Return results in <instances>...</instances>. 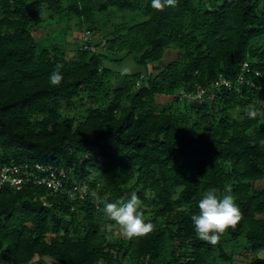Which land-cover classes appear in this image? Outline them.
Segmentation results:
<instances>
[{
	"label": "trees",
	"instance_id": "16d2710c",
	"mask_svg": "<svg viewBox=\"0 0 264 264\" xmlns=\"http://www.w3.org/2000/svg\"><path fill=\"white\" fill-rule=\"evenodd\" d=\"M48 23L84 28L74 57ZM122 54L142 70L105 65ZM244 63L239 91L212 86L235 84ZM11 164L68 176L56 193L0 187L2 262L264 264V0H0V168ZM211 187L231 189L240 213L215 244L191 221ZM133 193L153 229L129 239L103 208Z\"/></svg>",
	"mask_w": 264,
	"mask_h": 264
},
{
	"label": "clouds",
	"instance_id": "9594fccd",
	"mask_svg": "<svg viewBox=\"0 0 264 264\" xmlns=\"http://www.w3.org/2000/svg\"><path fill=\"white\" fill-rule=\"evenodd\" d=\"M174 0H167L173 3ZM154 9L161 8V0H151ZM59 68V66H58ZM132 72V68L124 66L120 69V75L126 76ZM59 70L49 76L52 86H59L63 80ZM249 118H256L261 113L253 110L248 113ZM198 211L191 216L195 236L210 244H215L220 236L229 228L234 227L240 220L239 208L235 202L231 189H226L224 195H219L215 187L209 188L199 199ZM140 201L135 193L130 198L108 202L103 208L105 217L115 222L121 233L127 238H138L149 234L153 225L143 220V214L139 210Z\"/></svg>",
	"mask_w": 264,
	"mask_h": 264
},
{
	"label": "built area",
	"instance_id": "2783aa9c",
	"mask_svg": "<svg viewBox=\"0 0 264 264\" xmlns=\"http://www.w3.org/2000/svg\"><path fill=\"white\" fill-rule=\"evenodd\" d=\"M87 36V33L85 34ZM248 65L244 63L241 68V74L238 75L235 84L225 80L221 76L213 83L214 88L224 87L227 90L239 91V88L246 82L244 80L243 73H247ZM138 86V84H137ZM205 91L197 89L195 93L181 94V99H187L190 101L200 100L204 96ZM68 176L67 170H57L54 167L42 166L40 164L35 165H16L11 164L0 168V187L3 184H9L12 188L19 191L24 185L42 186L48 191L56 193L63 188V178ZM76 191V188H74ZM85 189H80L79 193H84Z\"/></svg>",
	"mask_w": 264,
	"mask_h": 264
},
{
	"label": "rangeland",
	"instance_id": "374dc122",
	"mask_svg": "<svg viewBox=\"0 0 264 264\" xmlns=\"http://www.w3.org/2000/svg\"><path fill=\"white\" fill-rule=\"evenodd\" d=\"M122 14V13H120ZM42 18L43 19H47V16L49 15L47 13V11L45 9H43L42 11ZM50 25L49 23L48 24H45L44 25V28L43 30L47 31V32H53V34L51 35L52 36V39L53 41H61L63 43V45H65V40H66V37H67V44H69V47L66 45L67 47V59H70L72 57L75 56V49L74 47H78V46H81L82 45V42H81V34L84 32V28L83 27H79V26H72L70 29L71 31L69 30L68 32V28H61L63 27V25H57V26H52ZM60 27V28H59ZM101 32H98V34L96 35H92V42L94 43H99L100 42V37H101ZM64 41V42H63ZM65 43V44H64ZM71 45V46H70ZM105 45L102 44L101 45V48L98 50V52L100 54H106L105 51ZM173 54V52H167L166 56H165V59L164 61H168L170 56ZM122 58V61L121 62H115V61H118ZM105 65L112 69L113 71L115 72H118L120 73V69L124 66H129L132 68V73H135L137 71H141L142 69L136 64L134 58L132 56H129V57H125L124 54L120 55V56H112V55H108V61H105ZM150 71H153L155 68H152V66L149 67ZM156 72V71H154ZM156 74V73H155ZM114 83V81H113ZM115 84V83H114ZM171 98L169 97H160L158 98V104L159 106H166L167 104H170L171 103ZM77 101V100H75ZM82 113V110L81 109H70V110H64V114L66 116H69V117H78L79 114ZM243 249L239 248V251H242ZM264 254V253H263ZM37 260V259H36ZM0 264H10L9 262H2L0 261ZM36 264H54L52 263L49 259L45 258L43 260H37L36 261Z\"/></svg>",
	"mask_w": 264,
	"mask_h": 264
}]
</instances>
